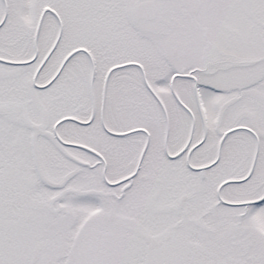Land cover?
<instances>
[{
	"label": "snow or ice",
	"instance_id": "1",
	"mask_svg": "<svg viewBox=\"0 0 264 264\" xmlns=\"http://www.w3.org/2000/svg\"><path fill=\"white\" fill-rule=\"evenodd\" d=\"M0 264H264V0H0Z\"/></svg>",
	"mask_w": 264,
	"mask_h": 264
}]
</instances>
